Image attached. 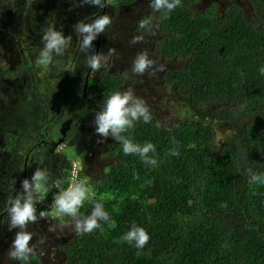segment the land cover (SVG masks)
Listing matches in <instances>:
<instances>
[{
	"label": "trees",
	"instance_id": "obj_1",
	"mask_svg": "<svg viewBox=\"0 0 264 264\" xmlns=\"http://www.w3.org/2000/svg\"><path fill=\"white\" fill-rule=\"evenodd\" d=\"M166 21L172 33L163 35L165 43L189 58L188 71L177 75L179 88L210 106L228 138L215 143V130L197 121L183 120L172 129L141 121L131 135L157 145L155 168L125 156L113 138L107 155L114 162L81 209L88 213L94 200H102L111 221L77 234L65 247L67 264H264V186L250 185L245 172H264V76L258 72L264 64V0L255 4V21L241 10L217 23L212 10L194 17L182 9ZM98 84L106 88L103 102L119 82ZM52 110L44 114L48 122L57 121ZM172 147L179 157L166 155ZM241 154L248 157L245 163ZM68 184L67 176L60 187ZM133 222L150 235L142 250L121 240Z\"/></svg>",
	"mask_w": 264,
	"mask_h": 264
},
{
	"label": "flooded vegetation",
	"instance_id": "obj_2",
	"mask_svg": "<svg viewBox=\"0 0 264 264\" xmlns=\"http://www.w3.org/2000/svg\"><path fill=\"white\" fill-rule=\"evenodd\" d=\"M260 1L261 0H183V6L177 8L176 11L182 9L195 17L208 10H212L213 13L216 14L217 23H220L230 12L241 10L245 14L246 19L250 18L255 21V4L260 3ZM73 3L76 4L73 12L75 16H72L71 19L68 20L66 12L68 11L66 8L67 2L64 6V3L56 4L53 0H0V100L2 99L1 92L3 93V91L5 93L7 92V95L10 94L8 100H12L11 96H15L16 91L10 89V87L13 85L23 87L26 83V75L24 73L32 66H38L36 64L35 54L42 47L41 37L43 32L50 26H55L57 30H61L66 34L67 30L73 32V25L82 19H91L94 18V15L98 14H108L113 18V24L109 26L105 33H101L99 37L93 41L94 47L90 52H103L107 54L109 48L116 49V56L109 60L106 68H102L98 72H92L84 63V54L79 52L77 36L75 35L73 37L70 47L71 51H69L70 54H68L69 52L65 53V55L60 58V62L69 66L72 71L74 70L80 74V82L76 87L74 95L69 97L65 94H58L50 102L45 103L46 107L44 109H41L39 115L40 133H37V142L31 144V146L22 153L25 157L21 175L15 177L12 181L14 183L8 190H5L3 195V190H0V200H2L0 201V211L4 210L9 198L14 197L15 194L21 190L22 180L31 177L27 166L28 157L29 152L36 145L47 147L49 144H55L54 146H56L57 150L61 151V145L58 146L57 144L59 139H64L66 143H71L69 140L63 138V135L61 137L58 135H48L47 133V131H51L53 125L64 116L67 106L71 105L74 107L79 100H82L83 103H89L101 99L103 93L106 91V88L102 90L98 84L101 79L107 80L108 87L113 85L115 80H118L119 84L116 86L118 90L123 91L132 89L130 86L134 83V75L131 73L129 67L139 51L147 49L150 58L159 63V65L163 64L165 66L164 71H156L155 75L151 77L144 86H141L138 90L137 87L132 89L135 94L142 97L147 104L155 103V99L162 102L170 92H174L179 97L186 99L193 108L208 105L207 103L193 99V97L187 93H182L183 91L179 88L177 75L183 71H188L187 64L189 63V58L187 54H182L179 49L171 50L165 43L163 35L172 33V31L168 29L167 22L169 21L161 19L159 15L153 18V23L158 24V27L155 29L157 33L155 36L148 34L146 29H140L138 27L139 21L147 18V15H151L152 13V10L148 7L149 0H108V5L104 9H99L97 6L82 4V0H73ZM125 7H128L126 11L129 9L132 10L134 19L131 24L123 23L125 19L122 18V15L119 16L121 9ZM115 22L123 23L121 26L124 29L116 30L113 38L111 32ZM139 34L145 35L143 42L131 44L130 40L133 36ZM64 57H67V59ZM37 68L42 69L40 66ZM96 89L98 90L93 92ZM55 99H59V106H57V108L52 106V101H55ZM15 107L19 110L18 105H15ZM48 108L53 109V114H57V121H47L48 116L44 114ZM10 112V116H5L6 122H1L3 129L9 132L6 134L4 131V134H6L5 142L7 143L6 150L12 149L11 146L14 143L15 135H17L16 131L13 129L16 126V121L9 122L7 119L19 118L17 116L13 117L14 110L12 106L10 107ZM28 114L29 111H24L21 118L29 119V117L27 118ZM153 114L155 113H152V115ZM157 115L158 114H155V116ZM158 116L163 117V114ZM72 122L73 119L66 120L62 125L61 132L65 135L74 133L75 141H78L76 140L77 137L80 138V136H84L85 133V127L83 126L84 122L79 125L80 122L74 121V127L71 128ZM152 123H154V119ZM172 126V128H174L175 124ZM160 127L172 129L164 126ZM8 137L13 138L12 143L8 141ZM81 141L83 140L81 139ZM59 147L60 149H58ZM75 147L77 146H74L76 150ZM112 148L113 139L110 149ZM110 149H108V151H110ZM81 150L82 149H77L76 152L80 154V158L82 159ZM107 157L110 156L107 155ZM69 161L63 171L53 172V180L67 177ZM83 164L82 161V165ZM110 165L107 166L106 170ZM58 168L59 165L56 163L53 170H58ZM49 200L50 199L46 197V199L37 205V215H39V212H44L45 217L40 219L38 223L29 225L28 228L29 231L35 233L30 244L36 243L39 237L46 236L48 238L45 244L40 246L42 251L40 253L38 252V255L31 259V262L37 259L43 264H67L65 247L71 244L78 235L71 227H65L62 231L58 228L56 232H48L49 224L59 222L61 227L64 225L63 220L56 221L52 216ZM40 204L44 206L42 207ZM6 219V211L0 212V221H5L4 223H0V230H2L0 231V264H19L18 261L8 259L7 254L15 236L14 229L12 231L8 230ZM15 230L18 231V229Z\"/></svg>",
	"mask_w": 264,
	"mask_h": 264
},
{
	"label": "clouds",
	"instance_id": "obj_3",
	"mask_svg": "<svg viewBox=\"0 0 264 264\" xmlns=\"http://www.w3.org/2000/svg\"><path fill=\"white\" fill-rule=\"evenodd\" d=\"M82 4L104 9L108 5V0H82ZM182 6L183 0H149L148 7L152 13L147 15V18L141 19L138 27L146 29L148 34L155 36L158 24L153 23V18L159 15L161 19H168L177 8ZM93 17L80 20L73 25V29L77 36L79 52L84 54V63L92 72H98L106 68L109 60L116 56V49L109 48L107 54L90 52L94 47L93 41L113 24V18L108 14H98ZM144 39V34L134 35L130 43L137 44ZM72 40L71 35L65 36L63 31L50 26L41 37L42 47L35 54L36 64L43 69L54 66L57 58L64 56L70 48ZM164 68L163 64L157 67V62L150 58L148 50L144 49L134 57L130 71L134 75L143 76L150 69L153 70L150 74H154L156 71H164ZM258 72L264 76V64L259 66ZM152 120L150 107L142 97L137 96L132 89L116 90L104 98L100 110L96 112L95 132L104 138H114L125 156L135 155L146 167L155 168L160 162L157 145L147 140L143 143L136 142L131 135L137 123L142 121L144 124H150ZM166 155L179 157L180 152L176 147H172ZM247 159L246 155L241 154L239 162L245 163ZM37 164L31 177L22 180L21 190L14 197L9 198L4 210L0 211L7 213L8 230L18 229L7 255L9 260L18 261L19 264H31V259L42 251L40 246L48 239L46 236L39 237L36 243L30 244L35 233L28 228L29 225L38 223L45 217L44 212H39L37 215V205L46 199L48 192L53 188L59 190L57 192L53 190V198L49 200L51 214L56 221L63 220L64 225L61 227L59 222L49 224L48 232H56L58 228L62 231L65 227H71L76 234L83 235L101 229L103 223L111 221L110 213L105 210L102 200H94L90 212L81 211L85 202L92 199L90 185L85 180L70 184L69 172L72 164L68 166L69 186L66 188L60 187L65 177L64 180L52 179V173L46 166L43 156L38 159ZM245 172L250 185L264 186V172L256 171L252 167L245 168ZM80 173L79 170V175ZM4 222L0 221V223ZM121 240L137 250H142L149 242L150 235L143 226L133 222L122 234Z\"/></svg>",
	"mask_w": 264,
	"mask_h": 264
},
{
	"label": "rangeland",
	"instance_id": "obj_4",
	"mask_svg": "<svg viewBox=\"0 0 264 264\" xmlns=\"http://www.w3.org/2000/svg\"><path fill=\"white\" fill-rule=\"evenodd\" d=\"M54 3H64L66 5L67 18L75 16L74 9L76 4L73 0H53ZM126 8L121 9L122 18L125 19L123 23L131 24L134 19L132 16V10H127ZM123 23L115 22L114 28L111 32V36L114 38V32L119 29H124L121 25ZM65 36L71 35L72 38L76 35L75 32L67 30ZM71 47V46H70ZM70 48L66 51L68 53ZM70 54V52L68 53ZM61 57H58L54 66L49 69H38V66H32L24 74L26 75V83L23 87L19 85H13L10 89L16 91L15 96H11L12 100H8L7 92H1L0 100V190H3L2 195L5 190L14 183L12 182L16 176L21 175L23 168V161L25 155L22 153L27 150L31 144L37 142V133H40V111L46 107L45 103L50 102L58 94L71 97L74 95L77 85L79 84V75L77 72L66 64L60 62ZM67 59V57H64ZM159 63H157V67ZM131 69V66L129 67ZM153 70H149L143 76L134 75V83L131 84L130 88L137 90L144 86L147 81L155 75L150 74ZM137 79H136V78ZM155 103H149L148 106L152 113L162 115L155 116L153 114V119L155 124L160 126L172 128L174 124L183 121H197L205 125L211 126L215 133V143L220 144L223 139L228 138L229 131L223 130L224 126L218 123V120L210 113V106H193L186 100L174 92H170L163 101H157ZM90 103V104H89ZM89 103H83L82 100L77 102V105L72 107L67 106L64 112V116L58 120L52 127L51 131H47L48 135H63V138L69 140L71 143H66V140L58 144L61 145V151L57 150L56 146L49 144L47 147L36 145L30 152L28 157V171L29 175H32L36 170L38 164V159L43 156L45 158V164L50 169L53 174L54 171H63L64 167L67 166L69 162L77 163V167L82 172L84 180L91 186L95 183L103 182L106 176V168L108 165L113 163V159L107 157V151L112 146V137L104 138L99 136L95 132V114L100 110L102 105V99L97 101H91ZM15 105L19 106V110L16 109ZM13 107L14 113L13 117L17 116L18 119H7L9 122H15L16 126L13 128L17 135H15V140L13 145L9 150H6L7 143L5 142V135L9 133L4 130L1 122H6L5 116H10V107ZM4 109V110H2ZM24 111H29L27 118L22 119L21 116ZM12 117V118H13ZM186 118V119H181ZM73 119L71 128L74 127V121L80 122L81 125L84 122L85 133L84 136L77 137L75 141L74 133L65 135L61 132L62 125L66 120ZM4 131L6 134H4ZM223 136H225L223 138ZM81 139L83 141H81ZM60 140V139H59ZM76 150L82 149V159L80 154ZM60 149V147L58 148ZM64 155H63V154ZM68 158V159H67ZM83 161V165H82ZM58 163V170H53L54 165ZM2 201V200H0ZM2 231V230H0ZM16 230L14 229V236ZM68 233V232H67ZM61 264V263H59Z\"/></svg>",
	"mask_w": 264,
	"mask_h": 264
},
{
	"label": "built area",
	"instance_id": "obj_5",
	"mask_svg": "<svg viewBox=\"0 0 264 264\" xmlns=\"http://www.w3.org/2000/svg\"><path fill=\"white\" fill-rule=\"evenodd\" d=\"M69 174H70V184H74V183L78 182V180H79V169H78L76 163H73L72 166L70 167ZM58 190L59 189H56V192Z\"/></svg>",
	"mask_w": 264,
	"mask_h": 264
},
{
	"label": "water",
	"instance_id": "obj_6",
	"mask_svg": "<svg viewBox=\"0 0 264 264\" xmlns=\"http://www.w3.org/2000/svg\"><path fill=\"white\" fill-rule=\"evenodd\" d=\"M62 141H64V139L57 141V144H60ZM62 180H64V179L62 178Z\"/></svg>",
	"mask_w": 264,
	"mask_h": 264
}]
</instances>
